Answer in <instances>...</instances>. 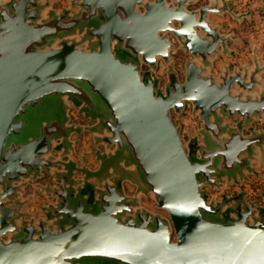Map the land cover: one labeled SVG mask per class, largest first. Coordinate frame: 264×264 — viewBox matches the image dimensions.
<instances>
[{"label": "water", "instance_id": "obj_1", "mask_svg": "<svg viewBox=\"0 0 264 264\" xmlns=\"http://www.w3.org/2000/svg\"><path fill=\"white\" fill-rule=\"evenodd\" d=\"M191 1L70 0L58 10L51 0H0V264H264V205L244 192L214 201L204 188L264 163V61L253 48L252 63L209 70L238 41L210 14L241 21L251 11ZM170 33L193 56L184 80ZM52 95L60 102H44ZM188 101L201 126L186 140L172 110ZM71 104L94 122H70ZM40 117L36 136L17 138ZM83 128L96 168L62 157ZM43 170L53 175L43 186L50 202L26 218L22 193ZM149 193L169 216L142 205Z\"/></svg>", "mask_w": 264, "mask_h": 264}, {"label": "rangeland", "instance_id": "obj_2", "mask_svg": "<svg viewBox=\"0 0 264 264\" xmlns=\"http://www.w3.org/2000/svg\"><path fill=\"white\" fill-rule=\"evenodd\" d=\"M167 1H174V0H167ZM209 1L210 0H192L191 3L188 4V8H197L205 3H208ZM51 2L53 7L58 8V10H63L65 7L70 8V0H51ZM139 8L143 9L144 7L143 5H139ZM77 10H78V6L72 7V12H76ZM239 10H243V8L241 7ZM227 14L229 13L225 12L224 14H213V13L210 14V18L213 20V22L221 26V31L223 33H230L232 31L230 29V24H229L230 21L227 18ZM233 36L238 38V41H230L229 46L231 43L235 42L238 45V48H241L239 49L240 53L246 51L247 49L245 48L247 47V40L241 37L243 36L241 27L237 28L236 32L234 31ZM170 37L172 38L173 42H175V46L171 50V53L173 54L171 60L174 62V66L178 70L181 80H184L185 70H186L185 62L188 58H192L193 56L189 53H185L183 49L178 48L179 44L176 42V38H174L171 33H170ZM82 45H86V42H83ZM233 58H235V55L219 53L218 55H216V58L214 59L213 67H211L209 70L214 72L216 75H218L223 70L225 63H229L231 68L235 65H240L245 62L252 63L251 56H249L248 59L245 58L236 61H234ZM260 58L263 59L264 61V55L260 56ZM150 68H151L150 65L146 63L142 64L143 72ZM167 69H168V62H166L162 58L159 59L157 66L154 67L153 69L154 72L160 76V83H161L160 90L164 89V85L168 79ZM60 99L61 97L59 95H52L44 98V102L58 103L60 102L59 101ZM42 103L43 101L40 102L39 105ZM78 111L79 114L87 118L82 112H80L79 108ZM69 114L71 116L70 122L74 123V121H72L74 117L71 113V107L69 110ZM27 116H29V113ZM48 116L49 114L46 115L45 117ZM172 116L176 124H179L181 126V135L186 140H188L190 134L195 135L197 133V130H199L201 126V121L199 119L198 113H195L193 111V105L190 101L186 102V106L181 113L172 110ZM78 124L89 125L83 123H77V125ZM40 125H41V117L34 120V123L30 128L24 127V129L22 130V134L18 135L17 138L27 139L29 135L36 136L38 134L39 131L38 128L40 127ZM78 132H80L79 134L85 133L84 136H82L83 146L81 147V150L85 155H87L86 160H88V163H86V165L87 166H89V164L94 165L96 163L95 160H97L96 157L97 147L95 145L94 134L90 129H86V128H83L81 129V131ZM53 152L59 154V152L58 153L55 151ZM63 154L64 155H62V157L65 156L68 158H72V153L70 151H65ZM97 162L99 161L97 160ZM257 164H258L259 172L257 174H249V177L247 179L239 180L238 182L235 181L230 182L224 179L221 182L220 186H215V187H211L209 185L204 186L205 190L209 194V197L214 201H219L220 199L223 198L224 195H233V194L235 195L240 192H244V195L247 200H255L256 202L259 201L258 197H260V194H262L263 184H264V163H257ZM47 175L51 176L52 178L48 181H45L44 179L46 178ZM77 175H80V173H78ZM47 183L54 184V180H53V175L47 172L46 170H43L42 177L37 178L35 180H30L28 183H26L24 191L22 193L24 198L25 197L29 198L26 201L25 206L23 207L24 212H26V218L35 217L36 219H38L39 217L44 216L42 206L50 202L49 195L51 193L46 191L43 187ZM141 203L143 206L154 212H159L161 214L169 216L168 211L166 209L157 206V201L153 193L142 194ZM111 264H122V263L114 261Z\"/></svg>", "mask_w": 264, "mask_h": 264}, {"label": "crops", "instance_id": "obj_3", "mask_svg": "<svg viewBox=\"0 0 264 264\" xmlns=\"http://www.w3.org/2000/svg\"><path fill=\"white\" fill-rule=\"evenodd\" d=\"M232 2H234V0H232ZM243 2L246 3V7L244 8L243 6V10H240V11L250 10L251 11L250 16H245L240 21V20L234 19L230 14H227V18L230 21L229 23L230 29L236 32L237 28L241 27L242 32H243V36L241 37L247 40V47L245 49H247L248 51L246 50V51H243L242 53H240L239 51V49L241 48H238V45L235 42L230 44L231 48L236 49L234 53L235 58H233L234 61L245 59V58L248 59L250 56V52L252 51L253 48H256V51L258 52L260 56L264 55V32H262L261 30L257 32L255 31L256 28H260L262 26L263 21H264V0H243ZM261 60L263 61V59ZM72 105L74 104H71V106ZM95 161L96 163L94 165L89 164V167L91 168L98 167L99 162H97V160ZM86 163L87 162L82 163V164L86 165ZM77 164L82 165V164H79L78 162ZM125 187H126V191L128 194H133L135 192L136 186L134 184L130 182H126ZM258 199L259 201H257V203L264 205V184H263L262 194H260V197H258ZM141 200H142V195H141Z\"/></svg>", "mask_w": 264, "mask_h": 264}, {"label": "flooded vegetation", "instance_id": "obj_4", "mask_svg": "<svg viewBox=\"0 0 264 264\" xmlns=\"http://www.w3.org/2000/svg\"><path fill=\"white\" fill-rule=\"evenodd\" d=\"M71 113L73 115V119L72 121L76 122V123H83V124H92L94 121L88 118H85L83 115L79 114L78 108L75 107L74 105L71 106ZM76 131L71 135V139L74 141L72 146H70V148H66V147H62L61 151H69L72 153V160L78 162L79 164L88 163V160H86V156L82 150L81 147L83 146L82 142V136H84L85 133H81ZM78 137V138H77ZM78 139V140H77ZM57 152V151H55ZM58 153V152H57ZM63 159H68V157L63 156ZM52 177L47 175L46 178L44 179L45 181L50 180ZM43 180V179H42Z\"/></svg>", "mask_w": 264, "mask_h": 264}, {"label": "built area", "instance_id": "obj_5", "mask_svg": "<svg viewBox=\"0 0 264 264\" xmlns=\"http://www.w3.org/2000/svg\"><path fill=\"white\" fill-rule=\"evenodd\" d=\"M235 5H236V10H239L241 7L244 8L246 7V3L243 2V0H234L233 2ZM261 30L262 32H264V21H263V24L260 28H256V32Z\"/></svg>", "mask_w": 264, "mask_h": 264}]
</instances>
